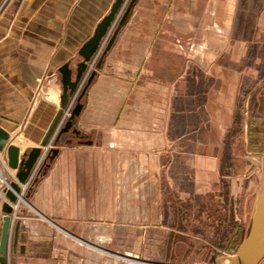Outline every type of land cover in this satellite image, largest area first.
<instances>
[{"label": "crops", "instance_id": "crops-1", "mask_svg": "<svg viewBox=\"0 0 264 264\" xmlns=\"http://www.w3.org/2000/svg\"><path fill=\"white\" fill-rule=\"evenodd\" d=\"M115 2L4 0L0 127L17 134L10 143L21 155L41 145L61 109L60 68L69 64L75 80L80 49ZM232 2H136L111 49L84 75L96 73L74 126L82 137H70L72 129L51 147L50 154L57 148L58 155L17 211L0 195V244L10 208L14 228L20 223L17 246L13 232L7 262L0 253V264H116L100 250L106 232L117 240L127 227L126 239L135 242L183 234L172 228L169 211L182 200L215 193L226 178V145L242 78L232 67L235 47L226 51L232 45ZM0 159L7 161L6 152L0 151ZM47 161L45 153L40 167ZM3 168L8 177L17 174ZM164 184L175 201L162 197ZM121 211H133L124 216L126 223Z\"/></svg>", "mask_w": 264, "mask_h": 264}, {"label": "rangeland", "instance_id": "rangeland-1", "mask_svg": "<svg viewBox=\"0 0 264 264\" xmlns=\"http://www.w3.org/2000/svg\"><path fill=\"white\" fill-rule=\"evenodd\" d=\"M3 3L4 0H0V7ZM232 14L230 27L227 29L232 45H226V51L235 47L234 56L238 61L233 62L232 67L241 70L242 78L236 123L226 145L228 151L224 165L226 178L222 180L215 193L182 200L183 203L178 210L169 211L174 222L172 224L170 220L172 228H177L183 234H170L163 236L162 240L157 236V240L153 242H135L126 239L128 228L123 226L121 232L116 235L117 240L113 239L112 233L106 232L105 238L110 240L99 243L104 250L121 256L130 254L138 263L212 264L221 256L237 253L247 237L261 189L264 156V0H233ZM112 36L113 33L110 39ZM107 46L108 44L104 45L102 54ZM211 46L220 50V47L225 45ZM88 80L89 78L83 77L78 89L70 98L57 131H60L71 117ZM57 131L48 146L43 147L42 157L46 153L48 158L51 147L60 145V142H57ZM15 136L17 137V134L10 138ZM42 169L43 166L40 167L39 173ZM37 174L25 193L26 201L34 181L39 177ZM159 189L163 191V198L169 196L167 191L170 189L165 184ZM179 197L175 195L180 201ZM169 198L175 201L173 196L170 195ZM129 212L133 211H121L122 222L128 221L124 216ZM105 257L113 259L116 264H132L107 253Z\"/></svg>", "mask_w": 264, "mask_h": 264}, {"label": "water", "instance_id": "water-1", "mask_svg": "<svg viewBox=\"0 0 264 264\" xmlns=\"http://www.w3.org/2000/svg\"><path fill=\"white\" fill-rule=\"evenodd\" d=\"M138 0H131L126 9L127 0H116L110 13L101 21L98 25L94 35L83 45L79 51V55L83 58V61L78 65L77 75L75 80L72 77V70L70 65L66 64L60 68L59 72L62 75V85H63V95L61 97V109L56 114L51 126L49 127L40 147L26 151L21 155V149L10 143V135L4 129L0 127V151L6 152L8 165L11 169L17 171V177L21 183H26L27 180L32 175L37 163L43 154V147H47L52 136L57 131L58 126L61 123L64 110L67 108L70 98L78 89L84 75L89 70V64L93 62L101 52L105 40L109 37L114 23L117 17L123 13L120 22L118 23L117 29L115 30L112 38L110 39L108 46L104 52V55L111 49L115 43L119 32L126 25L131 12ZM124 10V11H123ZM101 62L98 64V68L101 67ZM96 73H92L89 77L87 85L84 87L78 102L71 113V117L68 119L66 124L57 131V142L60 141L64 134L69 133L72 129L77 135H80L74 126L77 119L80 117L84 104L81 102L82 98L85 96L88 87L91 85L95 78ZM86 144L91 145L92 142H86ZM59 150L54 148L49 156V160L53 161L58 155ZM13 188L20 192L18 185H13ZM13 201L16 197L13 193H9ZM14 209L10 208L8 215L4 220V227L2 231L0 253L3 256V262L6 263V256L10 250V244L13 232H15L14 247L17 246L18 232L20 229V223L18 222L14 228ZM264 261V156L262 159V178H261V189L258 195V200L256 208L253 215V220L251 224L250 231L247 237L244 239L239 250L234 255H225L217 258L212 264H262Z\"/></svg>", "mask_w": 264, "mask_h": 264}, {"label": "built area", "instance_id": "built-area-1", "mask_svg": "<svg viewBox=\"0 0 264 264\" xmlns=\"http://www.w3.org/2000/svg\"><path fill=\"white\" fill-rule=\"evenodd\" d=\"M111 33L109 35V37L105 40L103 47L105 45V43H107V41L110 39ZM102 47V49H103ZM101 49V51H102ZM101 53V52H100ZM98 58V57H97ZM96 58V59H97ZM43 158V157H42ZM42 158H40L39 162L37 163L35 169L32 172V175L30 176V178L27 180L26 183H21L17 177V174L15 175H11V177H8L4 174V168H8V160H2L0 159V195H5L8 202L12 203L13 208L17 211L19 208V203H21V198H24L22 201L25 200V193L27 191V189H29L30 185L32 184L34 177L37 173V171L39 170V167L41 165V161ZM3 166V167H2ZM18 185L20 188V192H17L14 188L13 185ZM7 193H13L16 197V200L13 201L12 199H9L7 197Z\"/></svg>", "mask_w": 264, "mask_h": 264}, {"label": "trees", "instance_id": "trees-1", "mask_svg": "<svg viewBox=\"0 0 264 264\" xmlns=\"http://www.w3.org/2000/svg\"><path fill=\"white\" fill-rule=\"evenodd\" d=\"M76 125V124H75ZM72 132V131H71ZM70 132V137H74V138H81L82 136L81 135H77V134H75V133H71ZM60 142V141H59ZM50 166H51V161H47L46 163H45V165H44V167H43V169H42V171H41V173H40V175H39V177H38V179L35 181V183L33 184V186L38 182V180L41 178V177H43L44 175H46V173H47V171L49 170V168H50ZM33 186H32V188H33ZM32 188H31V190H32Z\"/></svg>", "mask_w": 264, "mask_h": 264}, {"label": "bare ground", "instance_id": "bare-ground-1", "mask_svg": "<svg viewBox=\"0 0 264 264\" xmlns=\"http://www.w3.org/2000/svg\"><path fill=\"white\" fill-rule=\"evenodd\" d=\"M52 99L54 98V96H52L51 97ZM20 143H21V140H20ZM22 144V143H21ZM24 198H21V202H23L22 200H23ZM25 201V200H24ZM102 241H104V240H110V238H105V237H102V239H101ZM107 242V241H106ZM90 245V244H89ZM91 247H92V245H90ZM93 248H96V247H93ZM102 252H105V253H107V254H109V255H112V256H114V257H117V258H119V259H123V260H127V257L126 256H121V255H119V254H113V253H110V252H108V251H106V250H104V249H100ZM130 257V256H129ZM132 258V257H131ZM132 264H149V263H142V262H140V263H138L136 260L135 261H133V263Z\"/></svg>", "mask_w": 264, "mask_h": 264}]
</instances>
